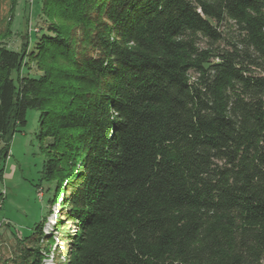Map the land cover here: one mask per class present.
Returning <instances> with one entry per match:
<instances>
[{
  "label": "trees",
  "instance_id": "trees-1",
  "mask_svg": "<svg viewBox=\"0 0 264 264\" xmlns=\"http://www.w3.org/2000/svg\"><path fill=\"white\" fill-rule=\"evenodd\" d=\"M17 5L0 0V179L40 111L64 246L45 217L0 264H264V0H43L20 52Z\"/></svg>",
  "mask_w": 264,
  "mask_h": 264
},
{
  "label": "rangeland",
  "instance_id": "rangeland-1",
  "mask_svg": "<svg viewBox=\"0 0 264 264\" xmlns=\"http://www.w3.org/2000/svg\"><path fill=\"white\" fill-rule=\"evenodd\" d=\"M42 5L43 0H18L12 35L4 40V46L20 52L23 43L29 39L28 51L35 48L38 38L46 31ZM26 61L22 75L38 77L40 73L35 63L29 58ZM40 115L38 110H29L27 125L18 127L10 142L9 158L4 162L3 177L0 179V197L4 198L0 209V245L10 246L14 242L15 230L21 231L24 236L29 235L35 225L46 217L43 231L54 236L53 248L64 246L56 228L58 204L50 207L48 203L53 191L48 190L47 184L37 187L46 160L39 138ZM51 141L48 139L47 143ZM52 256L45 260L46 264H55Z\"/></svg>",
  "mask_w": 264,
  "mask_h": 264
},
{
  "label": "built area",
  "instance_id": "built-area-1",
  "mask_svg": "<svg viewBox=\"0 0 264 264\" xmlns=\"http://www.w3.org/2000/svg\"><path fill=\"white\" fill-rule=\"evenodd\" d=\"M3 202H4V198H3V196H2V197H0V209H1L2 206H3Z\"/></svg>",
  "mask_w": 264,
  "mask_h": 264
}]
</instances>
